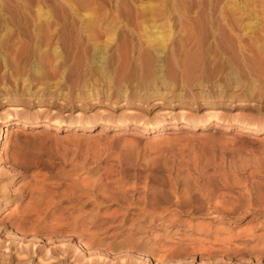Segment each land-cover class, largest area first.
I'll return each instance as SVG.
<instances>
[{
  "label": "rangeland",
  "instance_id": "rangeland-1",
  "mask_svg": "<svg viewBox=\"0 0 264 264\" xmlns=\"http://www.w3.org/2000/svg\"><path fill=\"white\" fill-rule=\"evenodd\" d=\"M66 2L94 6L66 19L79 29L116 23L97 52L118 67L102 73L75 37L63 58L33 48L24 25ZM209 16L242 20L249 67L224 66ZM182 18L197 67H131L135 42L120 32L138 27L161 47ZM260 44V0H0V264H264V132L237 128L264 126Z\"/></svg>",
  "mask_w": 264,
  "mask_h": 264
},
{
  "label": "bare ground",
  "instance_id": "bare-ground-1",
  "mask_svg": "<svg viewBox=\"0 0 264 264\" xmlns=\"http://www.w3.org/2000/svg\"><path fill=\"white\" fill-rule=\"evenodd\" d=\"M261 4L262 5L264 4V0H260V6H261ZM162 7L164 8L163 10L166 11L165 13H167L166 6H162ZM2 8H3V6H2ZM8 8H11V7L4 5L3 11L6 12L8 10ZM82 9H84V10H82ZM93 9H94V6H88V7L84 8V6L81 7V6L77 5L76 3L73 4L70 2L59 3V4H57L51 8H48L45 6H38L36 11H35L37 13V16H38V17H36L37 24H34V22H33V25H31L30 27L24 25L22 32L26 36H29L32 39V41H30V42H32L33 46L35 45V47H33V48H36V50H40L42 43H44V41H46L45 43H46L47 49L49 48V50L51 51V52L49 51L50 54H52L53 56L57 55L58 57L62 56V55H59L60 54L59 49L61 47L64 48L65 46H70L71 42H69V40H71V38L75 37L78 40V42L77 41L76 42L79 45L81 43L82 44L86 43V45L90 46L92 48V50L94 49L93 58H94L95 63L101 69L102 73H105L107 71L109 72V70L111 72V69H115V67H118V65H120L119 64L121 62L120 58L117 55H114V56L111 55V57L107 58V56L104 54L106 49H104L105 51L103 52L104 56L102 54V51L99 54L97 52L98 51L97 46L100 47V44L102 42L101 41L102 40L101 34L103 33V32H101L102 30H104L105 35L110 37V39H114L115 37H116V39H118V36H117L118 30L115 29L116 23L113 21H110L111 18L110 19L108 18V20H104L102 22V24L99 25L95 21V18L90 17L91 19H89L88 24L85 26H81L79 29V28H77L78 26L74 23L75 18H73L74 21H70V22L66 20L71 16L73 17L74 14H75V16H77L76 13L79 12L80 10H82V11L86 10V11L90 12ZM114 9L118 10V6H115ZM13 10L17 11V12L18 11L26 12V10H28V11L33 10V8L32 9L30 7L24 8L23 5H20V6H16ZM52 11H54V12H52ZM57 12H60L59 14L63 15L62 17L65 18L64 21H61L58 23V21H60V19H59L60 17H59ZM32 17H35V16H32ZM37 19H39V20H37ZM113 19H115V18H113ZM170 19H172V18H170ZM6 20H9V18L7 19V17H6ZM204 20H205V18H204ZM43 22H45V24H43ZM241 24H243V22H242V20L239 21L238 18L237 19L235 18L231 21L225 20L222 17L212 18L209 16L208 18H206L207 29L205 31V36H206L205 38H207V39L209 38L210 40H212V44L210 43L211 44L210 46L214 47L216 49V52L217 51L219 52L220 56L223 59V64L225 67H236L237 69L238 68L242 69V67H249L250 66V62L248 60L245 61L244 43H243V35H244L243 33L244 32H242V30L240 29V28H242ZM168 25H169L168 28H170V32L168 31L169 32V35H168L169 43L164 44L162 42L164 40H162L161 41L162 44L160 43L161 47H155V45L157 46V44H155V41H156L155 36H153V37H155L154 39L148 40L149 43H147L148 42L147 38H149L151 36H148L145 34L142 35L141 30H140V28L138 29V27H137V29L130 30V32L122 31L119 33L124 38H127L128 41L134 40V42H135L134 51L132 52V55L130 56L131 67H134V68L136 67V69L138 67V69L141 70L143 67H149V68L154 67V63H155L156 67H160V69H159L160 73H161V71L164 72L163 71L164 68L168 69L170 67H173L174 69H178L179 67H197L196 58L200 55L198 50L202 51V49L195 50V49L199 48V47H197L194 49V51H196V52H194L191 49H189L190 51H187L185 48L186 47V39L188 36H193V38H197V34L193 30V24L191 23V21H189L185 18L176 19V20L173 19V21H169ZM116 28H118V26ZM249 29H250V31H254L253 28H249ZM99 33H101V34H99ZM105 39H107V37ZM110 39L108 38L107 40L110 41ZM115 40H113V41H115ZM157 40H160L159 37ZM105 41H103V43H105ZM204 41H205V39H204ZM157 43H158V41H157ZM198 45L201 46V44H199V43H198ZM101 46H102V44H101ZM259 46H258L259 49H257L258 50L257 53H258V55H261L262 54L261 51L264 50V46H262V45L260 47ZM90 47H89V49H90ZM61 51H62V49H61ZM36 52H39V51H36ZM84 54H86V57H88L87 51L84 52ZM109 56H110V54H109ZM65 57L63 60L64 62L67 61V57L66 58ZM62 58H63V56H62ZM63 61H62V63L64 64ZM181 62H185L184 66H181ZM200 63H201V61H200ZM198 65H199V63H198ZM90 71H91V68H90ZM113 72H115V71H113ZM136 72L137 71L135 70V73ZM91 73L94 74L92 71H91ZM143 73H145V72L143 71ZM107 75H106V77H107ZM137 75H138V73H137ZM144 75H142L143 77L140 76L139 80L142 79V80L147 81V80L151 79L150 76L147 77L146 74H144ZM150 75H152V74H150ZM152 78H154V76H152ZM212 122L213 121L211 119H209L207 122L202 123V124H185L184 127L196 129V128L205 127L208 124H212ZM24 125H26V123ZM176 125H178V124H176ZM215 125L219 126V124H215ZM77 126H79V127L82 126L84 128H92L91 125H90L91 127L89 125L83 126L80 124H78ZM111 126L112 125L104 124V127L102 129L107 130V129L111 128ZM165 127H166V125H162L158 128L149 127V126L144 125L141 128H143L142 131H144V132H151L152 133V132H160ZM84 128H82V129H84ZM225 128H230V126H225ZM237 128L239 130H243V131H246L248 133L249 132H264V126L258 127L257 125L251 124V123L239 125V126H237ZM4 129L5 128H2V130H4ZM17 129L18 130H16V131L19 132L20 128H17ZM24 250H26V249L24 248ZM25 253L26 252H24L23 254H25ZM26 254H28V253H26ZM26 256H28V255H26Z\"/></svg>",
  "mask_w": 264,
  "mask_h": 264
}]
</instances>
